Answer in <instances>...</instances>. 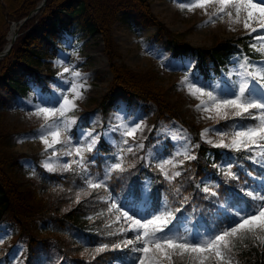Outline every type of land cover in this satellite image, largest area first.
Instances as JSON below:
<instances>
[{"label":"trees","instance_id":"1","mask_svg":"<svg viewBox=\"0 0 264 264\" xmlns=\"http://www.w3.org/2000/svg\"><path fill=\"white\" fill-rule=\"evenodd\" d=\"M39 1L0 0V51L6 44L11 22L26 17L10 52L0 59V82L10 89L14 84L20 85L25 91L28 80L47 91V80L51 79L53 71L49 61L44 59L56 56L59 39L77 30L100 35L112 74L110 91L119 87L129 101L137 97L145 105L153 102L157 119H175L182 123L194 135L196 158L184 160V156L174 154L171 143L164 142L161 153L178 165L176 168L166 166L169 175L174 171L181 173L169 180L156 160L146 163L144 150L124 152L117 159V148L101 139L96 153H84L87 172L73 165L72 171L49 173L39 164L37 155L14 153L8 142L10 132L5 125L0 126V223L8 224L14 230L13 241L23 242L25 246L22 263H15L10 258L9 246L0 243V264H137L140 253L129 248H112L134 236L129 232L119 233L125 225L121 220L116 221L118 213H109V196H114L117 204L127 206L129 213L135 216L140 207L159 214L167 207L178 218L173 222V233L203 239L225 229L237 205L243 207L244 201L252 203L246 191H264L255 181L264 176V163L248 159L251 153H237L202 141L201 126L188 120L177 105L167 100L149 76L117 60L120 52L112 38V25L122 12L131 25L140 29L155 27L157 36L166 39L174 57L195 56L194 71L204 84H209L212 76L238 52L236 41L239 38L222 39L210 47L191 45L152 12L150 0H46L41 9L31 15ZM17 67L19 73H16ZM233 123L221 120V131L230 133ZM82 125H87L86 119ZM28 156L36 166L29 178L19 181L11 170L22 168L19 160ZM73 158L74 155L70 161ZM181 160H184L183 165H179ZM118 162H122L124 171H111V165ZM229 165L237 179L224 175ZM85 177L103 181L106 187L90 190ZM205 186L211 187L216 195L203 192ZM78 192L81 193L79 202ZM84 192L90 194L84 195ZM182 223L187 225L185 231L181 230ZM109 232L117 234L108 235ZM103 244H107L109 250L93 259V250ZM234 260L239 264H264V246H259L251 237L237 241ZM174 264H181L180 259L175 258Z\"/></svg>","mask_w":264,"mask_h":264},{"label":"rangeland","instance_id":"2","mask_svg":"<svg viewBox=\"0 0 264 264\" xmlns=\"http://www.w3.org/2000/svg\"><path fill=\"white\" fill-rule=\"evenodd\" d=\"M181 2H184V0H177L176 3L173 0H150L152 12L174 33L182 34L184 39L187 42L189 41L191 45L210 47V45H214L222 39L237 38H241L239 41L244 43L240 55L232 56L222 73L219 76H213L209 84L237 80L238 77L235 73L239 71L238 62L242 61L244 57H247L253 64L264 62V56L257 57L261 55L250 47L252 43L256 42L254 37L257 33H252L249 36L242 23L233 25L234 31L229 30L227 17L223 22L216 20L214 24L208 23L205 25L204 22L208 17L203 10L181 11L178 7V3ZM212 11V8L208 9L209 14ZM11 26H9V29ZM16 27L15 31L19 34L21 25ZM112 27V38H114L120 52V57L117 60L126 64L131 70L149 76L155 88L162 91L167 100L177 105L188 120L201 126L199 133L202 141L218 142L220 134L223 133L219 126L221 120L203 118L206 114L195 110V106L199 101L188 94L186 86L180 84L181 79L189 74H191L190 78L196 82L197 86L203 84L201 78L196 75V71L193 69L195 57H178L177 59L172 57L167 42L164 38L157 36L155 27L140 29L138 26L131 25L124 19L122 12L119 13V19L113 23ZM57 45L59 52L56 56L52 59L45 57L50 61L53 76L47 80V91H41L46 96L53 97L54 102L55 93L58 89L53 86L68 87L63 84V79H68L69 74H64L63 78L58 75L62 72V68L56 65L57 60H62L64 66L72 67L84 74L87 82L84 99L77 101V109L69 113L77 121L68 133V136L71 137V144L56 145L57 150L61 148L68 150L78 146V141H85V137L81 133L91 132L93 136H99L100 140L105 139L112 147H116L117 157L119 158L122 157L124 152H127V147H133L134 152L144 150V158L147 163L150 159H154L158 164H161L164 160L169 159L161 153L163 144L166 141L173 145L175 155L181 153L179 156H184L185 150L192 155L194 135L181 123L174 119L169 121L157 119L156 107L153 102H148V105H145L137 97L129 101L119 87H115L110 91L112 74L108 69V60L100 35L87 34L79 30L75 34L64 35ZM19 72L20 68L17 67L16 73ZM229 73H232V75L230 76ZM26 86L27 88L23 91L20 85L14 84V88L10 89L3 82H0V126L5 125L10 132L8 142L14 153L35 154L42 166V163L47 161L51 155L52 150L50 149L45 153L44 145L38 138H25L34 136L43 123L42 118L29 115L34 110L33 105L38 102L33 94V86L39 85L32 84L27 80ZM106 95H108L107 99H105ZM84 119L87 120L86 126L82 125ZM121 122L129 127L141 124L143 128L142 131L135 133L134 139L132 136L128 137L127 145L123 143L124 137L121 135L123 128L115 130ZM206 128L210 131L206 138H202L201 132ZM88 139L90 140L91 137ZM225 141L227 142V139ZM140 144H143L142 148L136 147ZM121 149H125V151H121ZM93 152L96 153V149ZM71 158L72 156L58 155V158L51 162L59 165L70 162ZM19 163H21L22 168L12 169L11 173L17 180L24 181L32 175L31 171L36 164L30 156L20 158ZM256 183L264 185V177L256 178ZM110 198V203L115 200L114 197ZM123 210L129 211L125 205H123ZM153 214L159 215L158 212L141 207L135 217L150 219ZM121 221H123V218H121ZM185 228L186 226L182 224V229L185 230ZM129 233L135 235L132 232ZM13 235L14 230L8 224L0 223V238L3 240L2 243L9 246L10 258L15 263H22L24 244L23 242L13 241Z\"/></svg>","mask_w":264,"mask_h":264},{"label":"snow or ice","instance_id":"3","mask_svg":"<svg viewBox=\"0 0 264 264\" xmlns=\"http://www.w3.org/2000/svg\"><path fill=\"white\" fill-rule=\"evenodd\" d=\"M174 3L177 0H173ZM181 11L193 12L196 9L203 10L208 19L204 22L215 23L216 20L224 21L227 17L229 30L234 31L233 25L241 24L249 36L257 33L254 37L255 43L250 47L261 56H264V0H184L178 3ZM213 11L209 14L208 9ZM56 65L62 68L58 75L63 78L64 74H69L68 79H63L66 88L58 85L53 87L58 89L53 97L46 96L39 86H33V94L37 103L33 105L34 110L30 116L42 118L43 123L34 136L25 137L38 138L44 145V152L50 149L51 155L47 161L42 163L43 168L48 172L72 171L76 165L81 171L87 172V158L84 153H91L96 149L100 137L93 136L91 132L81 133L85 141L79 142L78 146L65 150L56 149V145L71 144V137L68 133L76 124V118L69 113L77 109V101L84 99V92L87 91L86 77L72 67L64 66L62 60H57ZM239 71L235 73L237 80L220 81L216 84H199L193 81L189 75L184 76L180 84L186 86L188 94L196 98L199 103L195 110L206 114L203 118L213 120H232L234 121L231 133H221L218 142L211 140L213 147L225 148L234 152L251 153L248 159L254 163H264V62L253 64L247 57L238 62ZM231 76L232 73H229ZM83 81V82H81ZM207 89V90H206ZM206 98V99H205ZM31 103V101H29ZM58 105V106H57ZM251 121V123H237V121ZM123 128L121 135L124 137L123 143L128 144V137L135 138L137 131H142V125L136 124L129 127L123 122L116 126L115 130ZM210 129H204L201 137L206 138ZM91 137L89 140L88 138ZM227 138V142H225ZM136 147L142 148L143 144ZM133 147H127L126 151L133 152ZM125 151V149H121ZM61 156H73L70 162L54 164L51 161ZM177 156L181 153H177ZM184 160H194V155L188 154L185 150ZM75 157H78L76 159ZM117 159H120L119 157ZM184 160L179 161L183 165ZM92 162L95 160L93 158ZM178 167L174 159L164 160L159 164L161 172L169 180L179 177L181 173L174 171L169 175L166 166ZM216 165H214L215 167ZM111 171H124L122 162L113 163ZM224 175L230 179H237V174L228 166ZM85 183L90 190L105 188L103 181L95 182L93 179L85 177ZM264 188V185H262ZM205 193L216 195L211 187L202 188ZM89 195V192H84ZM81 193H77L79 202ZM245 195L250 198L252 203L244 201L243 207L236 206L232 215L231 223L225 228L220 229L206 238H190L188 235H178L172 232L173 222L178 219L173 211L164 208L159 214H153L151 218L139 219L135 213L123 210L122 204H117L113 200L108 208L109 213L115 211L119 215L116 221L123 218V225L118 230L121 234L127 232L134 233V238L124 239L120 243L112 246L113 250L129 248L131 251L140 253L136 258L137 264H174V259L179 258L181 264H239L234 260L237 241L251 239L259 246H264V191L248 190ZM103 200L104 198L101 197ZM109 199H111L109 197ZM176 211H179L177 209ZM102 215V213L100 214ZM91 219V218H90ZM110 226V225H106ZM116 232H109L108 235H115ZM3 240L0 238V243ZM247 247V245H244ZM109 250L107 244H103L93 250L92 258L96 255Z\"/></svg>","mask_w":264,"mask_h":264},{"label":"water","instance_id":"4","mask_svg":"<svg viewBox=\"0 0 264 264\" xmlns=\"http://www.w3.org/2000/svg\"><path fill=\"white\" fill-rule=\"evenodd\" d=\"M45 3V0H42L35 8V11H37L38 9H40V7L41 6H43V4ZM14 23H16V22H14ZM10 29H11V27H10ZM16 35H17V33L15 32V35H14V37L12 38V40H11V42L10 43H8L2 50H1V52H0V58L2 57V56H5V55H7V53L10 51V49H11V47H12V41L14 40V38L16 37Z\"/></svg>","mask_w":264,"mask_h":264},{"label":"bare ground","instance_id":"5","mask_svg":"<svg viewBox=\"0 0 264 264\" xmlns=\"http://www.w3.org/2000/svg\"><path fill=\"white\" fill-rule=\"evenodd\" d=\"M15 30H16V26L15 25H12L11 26V29L8 30V34L6 36V43H10L11 42L12 38L15 35V32H16Z\"/></svg>","mask_w":264,"mask_h":264}]
</instances>
